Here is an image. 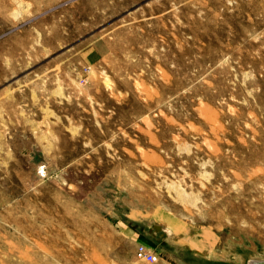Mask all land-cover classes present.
Instances as JSON below:
<instances>
[{"label": "rangeland", "instance_id": "1", "mask_svg": "<svg viewBox=\"0 0 264 264\" xmlns=\"http://www.w3.org/2000/svg\"><path fill=\"white\" fill-rule=\"evenodd\" d=\"M253 257L264 0H0V264Z\"/></svg>", "mask_w": 264, "mask_h": 264}, {"label": "built area", "instance_id": "2", "mask_svg": "<svg viewBox=\"0 0 264 264\" xmlns=\"http://www.w3.org/2000/svg\"><path fill=\"white\" fill-rule=\"evenodd\" d=\"M135 257L138 260L145 261V262H156L157 261V254L150 250L143 244H138L135 250Z\"/></svg>", "mask_w": 264, "mask_h": 264}, {"label": "bare ground", "instance_id": "3", "mask_svg": "<svg viewBox=\"0 0 264 264\" xmlns=\"http://www.w3.org/2000/svg\"><path fill=\"white\" fill-rule=\"evenodd\" d=\"M155 229L158 230V231L163 230V226L162 225L160 226V225L156 224L155 225ZM250 264H264V259L263 258L253 257L252 259H250Z\"/></svg>", "mask_w": 264, "mask_h": 264}, {"label": "crops", "instance_id": "4", "mask_svg": "<svg viewBox=\"0 0 264 264\" xmlns=\"http://www.w3.org/2000/svg\"><path fill=\"white\" fill-rule=\"evenodd\" d=\"M162 225V224H161ZM162 226H164V225H162Z\"/></svg>", "mask_w": 264, "mask_h": 264}]
</instances>
